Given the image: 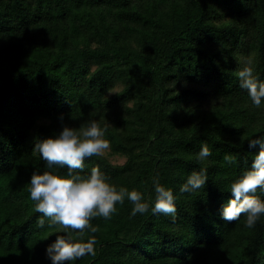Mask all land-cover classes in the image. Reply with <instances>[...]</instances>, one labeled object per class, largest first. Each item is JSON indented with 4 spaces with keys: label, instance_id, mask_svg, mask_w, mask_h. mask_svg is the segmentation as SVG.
Listing matches in <instances>:
<instances>
[{
    "label": "trees",
    "instance_id": "16d2710c",
    "mask_svg": "<svg viewBox=\"0 0 264 264\" xmlns=\"http://www.w3.org/2000/svg\"><path fill=\"white\" fill-rule=\"evenodd\" d=\"M249 56L264 82V0H0V264H52L47 248L65 233L30 199L32 174L47 170L34 140L92 120L109 153L80 174L98 168L149 210L133 216L125 198L93 218L83 239L96 254L65 264H264V214L253 228L221 217L259 151L248 139L264 138V99L254 106L237 77ZM203 144L212 155L200 162ZM201 170L205 186L181 193ZM157 176L175 218L151 211Z\"/></svg>",
    "mask_w": 264,
    "mask_h": 264
},
{
    "label": "clouds",
    "instance_id": "9594fccd",
    "mask_svg": "<svg viewBox=\"0 0 264 264\" xmlns=\"http://www.w3.org/2000/svg\"><path fill=\"white\" fill-rule=\"evenodd\" d=\"M237 72L239 86L246 89L254 106L259 107L264 99V82L254 75L253 59L247 57ZM63 121V116L60 117ZM105 129L97 121L92 120L79 130L64 124L58 135L34 140L33 154H39L46 162L47 170L42 174L34 172L30 180V199L35 202V211L47 218L48 226H60L64 235H57L47 248V256L52 264H65L86 255H95V239H83L86 229L92 233L97 231L91 225L96 217L111 218L116 212L117 203L123 204L125 198L134 205L132 215L143 214L149 210V204L143 201L141 193L129 191L125 187L117 188L107 182L101 171L93 167L90 174L82 176L85 159L100 157L110 148L104 138ZM243 139V137H242ZM250 149L259 145L251 168L230 185L232 198L222 207L221 217L227 222L246 216L245 227L253 228L264 214V201L256 195L257 190L264 191V138L248 139ZM212 155L207 144H203L197 160L205 161ZM226 164H234L236 157L225 154ZM67 168V175L58 174L56 167ZM207 175L205 170L193 172L180 187V192H195L205 186ZM156 193L153 214H163L175 218L176 206L173 191L164 187L159 177L153 179ZM38 219L37 224L43 228L45 219ZM74 233H78L76 236Z\"/></svg>",
    "mask_w": 264,
    "mask_h": 264
},
{
    "label": "rangeland",
    "instance_id": "374dc122",
    "mask_svg": "<svg viewBox=\"0 0 264 264\" xmlns=\"http://www.w3.org/2000/svg\"><path fill=\"white\" fill-rule=\"evenodd\" d=\"M109 153V150H107L106 152H105V154H108ZM110 159L113 161V162H115V163H122L123 162V160H124V158H122V157H119V156H111L110 157Z\"/></svg>",
    "mask_w": 264,
    "mask_h": 264
}]
</instances>
